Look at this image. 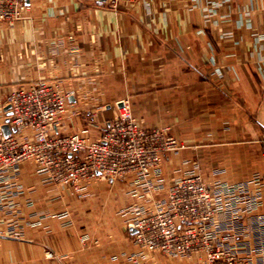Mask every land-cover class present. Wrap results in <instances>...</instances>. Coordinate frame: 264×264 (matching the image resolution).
Instances as JSON below:
<instances>
[{
	"label": "crops",
	"instance_id": "1",
	"mask_svg": "<svg viewBox=\"0 0 264 264\" xmlns=\"http://www.w3.org/2000/svg\"><path fill=\"white\" fill-rule=\"evenodd\" d=\"M27 4L28 18L0 21V125L20 84L58 85L68 98L56 130L88 126L95 139L130 98L141 124L170 126L185 144L163 161L166 179L191 170L209 183L264 180V0H137L119 10L106 0ZM22 171L12 206L8 199L0 208V233L18 211L26 229L22 238L0 234V264H28L30 251L45 247L78 264H134L122 210L141 200L130 181L93 179L78 191L45 184L30 162ZM83 233L97 245L81 251ZM174 259L145 252L138 260L201 264Z\"/></svg>",
	"mask_w": 264,
	"mask_h": 264
},
{
	"label": "built area",
	"instance_id": "2",
	"mask_svg": "<svg viewBox=\"0 0 264 264\" xmlns=\"http://www.w3.org/2000/svg\"><path fill=\"white\" fill-rule=\"evenodd\" d=\"M136 0H106L119 7ZM29 8L26 0H0V20H9ZM67 98L58 85L37 81L18 85L8 96L7 122L0 125V208L21 188V167L31 161L46 181H130L131 194L141 202L125 208L127 226L145 252L169 258H196L201 264H264V180L209 183L191 170L166 179L163 161L185 144L166 130L143 127L121 102L120 115L105 124L98 139L85 127L62 134L56 126L67 112ZM28 131L31 132L28 134ZM165 192L162 198L158 193ZM12 212V209L9 210Z\"/></svg>",
	"mask_w": 264,
	"mask_h": 264
},
{
	"label": "rangeland",
	"instance_id": "3",
	"mask_svg": "<svg viewBox=\"0 0 264 264\" xmlns=\"http://www.w3.org/2000/svg\"><path fill=\"white\" fill-rule=\"evenodd\" d=\"M12 1H14V0H12ZM26 2H27V0H26ZM135 2H133V3H135ZM133 3H124V4H122L119 7H115V6H113V4L111 5L110 3H107V6L109 8H111V9L119 10V9L125 8V7L129 6V4H133ZM28 6H29V4H28ZM29 9H30V6L23 13H21V15H20L21 18H18L15 15H13L9 20H5V21L4 20H0V21L1 22H5V23H8L9 25H13L15 22H17L19 20L28 18L29 17ZM8 96H7V98H8ZM124 101L127 102V105L129 107V111H130L131 115L141 124V122L138 120V118L133 113L131 99L130 98H126ZM6 102H7V99H6ZM120 112L121 111H120V108H119L118 109V112H117V115L115 117H113L112 120H114L115 118H118V116L120 115ZM112 120H110V121H112ZM141 125L143 127H145V128H150V127H148V126H146L144 124H141ZM85 127L89 128L88 126H85ZM85 127H83V128H85ZM153 128H158V129L166 130L169 135H171V136L175 137L177 140H179L175 136V134L170 131V129H171L170 126H157V127H153ZM79 132H75V133H79ZM75 133H69V134H75ZM89 137L92 138V136H91L90 133H89ZM262 141L264 142V136H263ZM263 153H264V151H263ZM27 162H30V163H32L34 165V170H35L36 174H38L37 173V170H36V165L33 162H31V161H27ZM27 162H24V163H27ZM23 164H22V166H23ZM22 172L23 171H22V167H21V174H20V179L19 180H21ZM40 177L42 178V180H43V182L45 184H56V185L59 184L60 186L61 185L62 186H70V187L75 188V186L70 185V184L54 183V182H51V181H46L43 178V176H40ZM98 179H100V178H98ZM101 180H103V179H101ZM116 180H118V181H124V180H121V179L120 180L119 179H116ZM116 180H112V181H116ZM84 181H88V180H83V181H81V183L84 182ZM83 188L84 187H82V189ZM81 190H78V191H81ZM20 214H21L20 211H18L15 214L14 219H12V221L10 222L9 231H7L5 233H0V234H7V235L12 236V237H15V238H22L23 235H24V232H25L26 227H25V224H22L21 220H19V218H18V217H20ZM122 214L124 216L126 214V211L124 209L122 210ZM59 216H61V217H69L70 215H69V212L68 211H65V212L59 214ZM127 218H128V216H127ZM127 218H126V220H127ZM40 222H41L40 220L35 221V222H30L29 221V224L28 225L30 227H36V226H39ZM126 226H127V221H126ZM127 228H128V226H127ZM131 240H132V244L135 245V247L137 248V252H138L140 250V248L135 244L133 235H131ZM81 242H82L81 251H85V250L91 249L93 246H96L97 244H95V243H98L99 242V239L92 237L91 234H89V233H83L81 235ZM158 253H160V252H158ZM71 258H72V255L71 254H68V253H66L64 255L58 254V253L54 252L52 249H50L48 247H45V249L43 250V253H41V254H38L37 252L30 251V261L28 262V264H78L76 262L71 261ZM133 258H134V264H140V261L137 259V255L136 254L133 255ZM175 259L176 260H179V258H175ZM18 264H26V262L19 261ZM117 264H123V263L118 262Z\"/></svg>",
	"mask_w": 264,
	"mask_h": 264
},
{
	"label": "water",
	"instance_id": "4",
	"mask_svg": "<svg viewBox=\"0 0 264 264\" xmlns=\"http://www.w3.org/2000/svg\"><path fill=\"white\" fill-rule=\"evenodd\" d=\"M8 109H9V107H8ZM3 129L5 130V132H6L7 134H11L12 131H13V129H11L10 126H9L8 124H5V125L3 126ZM133 232H135V231L133 230Z\"/></svg>",
	"mask_w": 264,
	"mask_h": 264
}]
</instances>
